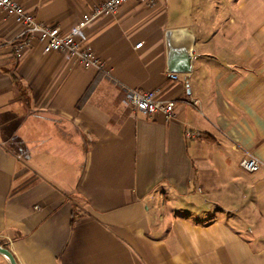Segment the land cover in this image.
<instances>
[{
  "label": "crops",
  "instance_id": "obj_1",
  "mask_svg": "<svg viewBox=\"0 0 264 264\" xmlns=\"http://www.w3.org/2000/svg\"><path fill=\"white\" fill-rule=\"evenodd\" d=\"M18 1L68 33L102 0ZM193 2L182 18L128 0L81 28L104 70L36 37L16 56L0 11V246L17 264H264V0ZM169 30L193 37L178 80ZM128 88L159 89L175 117L136 111Z\"/></svg>",
  "mask_w": 264,
  "mask_h": 264
},
{
  "label": "built area",
  "instance_id": "obj_2",
  "mask_svg": "<svg viewBox=\"0 0 264 264\" xmlns=\"http://www.w3.org/2000/svg\"><path fill=\"white\" fill-rule=\"evenodd\" d=\"M128 0H102L90 10H88L79 21V23L68 33H63L59 27L37 21L33 15L24 10L23 5L18 0H0V11L6 18L19 25V41L14 44L13 52L20 56L22 52L31 45V39L37 38L43 44V51H65L74 57L75 61L84 67H95L98 70H104L105 63L99 59L94 49L89 45H83L76 40V35L81 28L87 26L93 20L101 16H113L119 8ZM140 4L150 7L156 0H137ZM139 42L135 47L141 46ZM168 78L178 80L179 74L170 72ZM182 83L185 91L189 90V79L187 75L182 77ZM159 89L151 91H139L136 89H126L123 95V101L132 106L133 109L145 116H153L161 113L166 120L175 117V100H161L158 98ZM201 135L198 131L186 130L184 136L186 139L197 138ZM240 166L247 172H256L261 166L258 158L250 153H245L240 161Z\"/></svg>",
  "mask_w": 264,
  "mask_h": 264
},
{
  "label": "water",
  "instance_id": "obj_3",
  "mask_svg": "<svg viewBox=\"0 0 264 264\" xmlns=\"http://www.w3.org/2000/svg\"><path fill=\"white\" fill-rule=\"evenodd\" d=\"M193 37L187 31L169 30L166 32L167 67L171 72H189L193 59ZM10 264H17L14 255L0 246Z\"/></svg>",
  "mask_w": 264,
  "mask_h": 264
},
{
  "label": "rangeland",
  "instance_id": "obj_4",
  "mask_svg": "<svg viewBox=\"0 0 264 264\" xmlns=\"http://www.w3.org/2000/svg\"><path fill=\"white\" fill-rule=\"evenodd\" d=\"M193 5V0H167V7L169 11L177 10L178 12H181L182 18L191 11V7Z\"/></svg>",
  "mask_w": 264,
  "mask_h": 264
},
{
  "label": "trees",
  "instance_id": "obj_5",
  "mask_svg": "<svg viewBox=\"0 0 264 264\" xmlns=\"http://www.w3.org/2000/svg\"><path fill=\"white\" fill-rule=\"evenodd\" d=\"M18 41H19V39L16 40V42H18Z\"/></svg>",
  "mask_w": 264,
  "mask_h": 264
}]
</instances>
